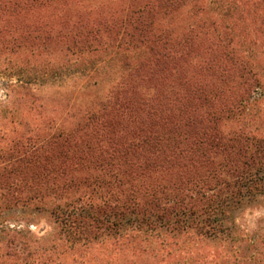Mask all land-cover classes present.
Masks as SVG:
<instances>
[{
    "label": "trees",
    "instance_id": "1",
    "mask_svg": "<svg viewBox=\"0 0 264 264\" xmlns=\"http://www.w3.org/2000/svg\"><path fill=\"white\" fill-rule=\"evenodd\" d=\"M197 1L199 10H214L212 32L159 26L161 10ZM114 47L126 76L46 140L7 158L0 195L15 202L60 195L53 210L69 217L59 225L72 241L99 227L134 241L164 224L205 238L226 230L242 243L232 264H264V235L223 228L264 196V0H127ZM175 67L182 77L160 98L156 72Z\"/></svg>",
    "mask_w": 264,
    "mask_h": 264
},
{
    "label": "rangeland",
    "instance_id": "2",
    "mask_svg": "<svg viewBox=\"0 0 264 264\" xmlns=\"http://www.w3.org/2000/svg\"><path fill=\"white\" fill-rule=\"evenodd\" d=\"M126 3L0 0V165L46 140L60 122L69 121L71 113L103 98L120 75L126 76L129 69L114 55ZM191 5L171 13L161 10L159 26L177 35L188 27L200 34L212 32L209 24L214 10H199V1L195 8ZM198 50L193 44L186 61L189 72L195 67ZM134 64L133 60L130 70ZM156 73L160 98L169 84L176 85L182 77L176 67ZM252 96L258 98L259 90H252ZM98 190L95 186L92 193L96 200ZM58 197L9 202L0 195V230L19 231L15 239L12 233L0 231V264H215L216 254L219 264H232L233 251L242 245L226 230L205 238L189 229L172 230L166 224L141 233L135 241L121 236V230L100 227L92 229L88 240L72 241L59 225L60 219L69 217L58 218L60 214L53 210L62 203ZM227 218L223 228L235 225L245 236H263L264 196Z\"/></svg>",
    "mask_w": 264,
    "mask_h": 264
}]
</instances>
